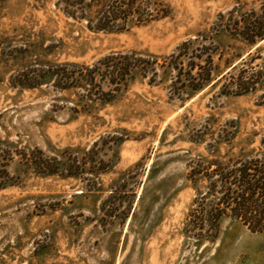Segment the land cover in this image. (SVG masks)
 <instances>
[{
    "label": "rangeland",
    "instance_id": "374dc122",
    "mask_svg": "<svg viewBox=\"0 0 264 264\" xmlns=\"http://www.w3.org/2000/svg\"><path fill=\"white\" fill-rule=\"evenodd\" d=\"M60 8L0 0V264H264L263 232L207 221L210 163L264 157V38L237 34L264 0H148L120 32ZM116 54L136 67L113 86Z\"/></svg>",
    "mask_w": 264,
    "mask_h": 264
},
{
    "label": "trees",
    "instance_id": "16d2710c",
    "mask_svg": "<svg viewBox=\"0 0 264 264\" xmlns=\"http://www.w3.org/2000/svg\"><path fill=\"white\" fill-rule=\"evenodd\" d=\"M62 13L74 20H85L87 27L94 31L120 32L126 29L127 22L132 17L144 18L149 16L148 0H59ZM92 10V16L87 12ZM146 21V20H145ZM255 24V23H254ZM256 25L237 29V34L244 40L254 43L256 39L264 38V22ZM110 74L104 77L113 86L125 82L129 72L136 67L127 55L116 54L106 57L99 63ZM88 70V69H87ZM91 73V71H88ZM58 78L60 89L75 86V72L57 69L51 73ZM256 72L247 78L238 77L236 91L241 93L253 89L256 82ZM93 73L88 75L93 82ZM244 79V80H242ZM100 89V86H97ZM211 169L207 177L212 178L211 187L215 192L216 202L208 214L207 221L211 228L216 230L218 221L224 214L238 219L250 232L264 233V157H239L232 158L227 163H210ZM193 174L190 170L188 176ZM204 218L196 216L193 211L188 214V226L202 229Z\"/></svg>",
    "mask_w": 264,
    "mask_h": 264
}]
</instances>
